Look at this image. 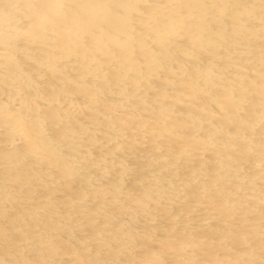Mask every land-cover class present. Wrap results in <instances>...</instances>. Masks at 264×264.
Returning a JSON list of instances; mask_svg holds the SVG:
<instances>
[{
	"label": "bare ground",
	"instance_id": "bare-ground-1",
	"mask_svg": "<svg viewBox=\"0 0 264 264\" xmlns=\"http://www.w3.org/2000/svg\"><path fill=\"white\" fill-rule=\"evenodd\" d=\"M0 264H264V0H0Z\"/></svg>",
	"mask_w": 264,
	"mask_h": 264
}]
</instances>
